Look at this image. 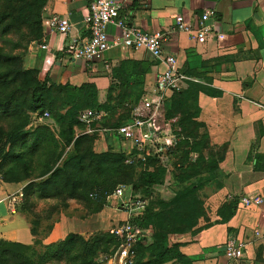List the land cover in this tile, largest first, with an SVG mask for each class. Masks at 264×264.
Instances as JSON below:
<instances>
[{
  "label": "crops",
  "instance_id": "0c3cea01",
  "mask_svg": "<svg viewBox=\"0 0 264 264\" xmlns=\"http://www.w3.org/2000/svg\"><path fill=\"white\" fill-rule=\"evenodd\" d=\"M118 1L123 5L120 17H125L129 25L159 37L163 54L174 57L178 70L192 80L187 87L193 84L208 92H220L217 97L205 93L197 97V122L204 125L200 134L208 138L210 145L225 147L218 165L220 175L213 182L219 185L211 199L215 222L194 236L175 235L172 243L179 245V252L191 264H229L223 247L232 237L245 243L241 259L244 264H264V240L252 237L255 227H264V0ZM90 2L48 0L45 18L55 15L67 19L70 30L62 36L42 29L41 38L28 46L26 70L37 71L41 81L46 78L53 85H90L95 89L98 106L115 97L129 102L140 96L141 101L151 93L164 70V65L147 52L115 48L89 64L71 62L64 53L71 41L89 36L86 16ZM209 10L215 14L210 25L221 34V39L212 36L199 45L187 33L177 30L176 16L193 25ZM107 33L109 39H114L119 29L110 25ZM92 148L95 154L128 151L121 142L116 143L105 134L97 136ZM22 188L21 184L0 181L3 196L17 195ZM254 197H260L262 205H241V199ZM115 201L117 205L104 207L84 219L60 216L42 244L57 243L70 234L108 232L128 221L119 201ZM230 204L235 205L233 217L218 224L219 213H227L225 209ZM8 210L6 204H0V222Z\"/></svg>",
  "mask_w": 264,
  "mask_h": 264
},
{
  "label": "trees",
  "instance_id": "16d2710c",
  "mask_svg": "<svg viewBox=\"0 0 264 264\" xmlns=\"http://www.w3.org/2000/svg\"><path fill=\"white\" fill-rule=\"evenodd\" d=\"M4 2L10 6L15 5L17 2L23 12L22 23L17 24L18 28L24 27L26 31L34 34V38L29 40V43L39 40L48 0H5ZM19 2H21V5ZM26 74L31 75L33 78V84L29 91V109L32 113L40 110L37 117L46 112L50 115L49 113H52L57 107L70 106L64 115V117H68L65 127H63L65 130L62 129V131L56 133L58 139L62 140L64 145L61 147L59 155L53 158L51 167L55 165V170L51 177L38 185L37 188L44 190L47 194L49 193L47 197L50 199L80 202L85 208L89 209L87 215L83 217L84 219L99 213L104 208L101 199H97L95 204L92 199L88 198L90 194L92 195L94 189L99 191L101 196L112 191L118 184V176L124 173L127 174L132 166L142 168L139 178L131 184L132 196L143 201L144 199L139 195L146 197L152 191H160L162 185L172 181L170 188L173 196L162 198L163 202L166 203L164 204L166 211L156 212L153 208L146 206L144 212L133 220V223L142 230L150 228L153 239L149 243H143V239L136 242L129 252L137 254V259L132 264H167L172 262L191 264L179 252V245L170 243L169 237L175 234L195 235L190 233L195 222L191 220L189 213L182 211V208L188 203L191 196L196 195L201 188L213 184L220 175L218 165L225 154V147L210 145L208 138L200 134L204 129V125L197 122L199 114L198 95L205 93L209 97H217L220 92H208L202 86L189 84L185 91L173 94L168 98L165 103V107H168V109L160 114L162 107L156 116H152L153 111L143 107L140 96L129 102L115 97L104 105L98 106L95 89L90 85L80 87L53 85L46 78L41 81L37 71L24 70V75ZM6 75L7 73L0 76L2 88L16 81L15 77L8 79L9 77ZM21 91L20 88L15 87L7 97L0 100V117L14 112L10 110L13 104L15 105L18 102L17 95ZM124 104L128 107L126 105L124 107ZM86 110L102 112L107 117H111L117 111L127 118L132 117L142 121L150 120L156 130L169 131L172 136L180 137V141L167 154L168 158L176 157L178 159V163L174 165L176 167L175 171L173 173L166 171L165 166L158 163L159 160L156 155H153L152 151L147 154L145 164L135 163L132 165H126L124 163L125 157L120 153L115 154L108 151L104 154H95L92 147L97 138L96 134L74 135V127L86 129L85 126L79 125L77 122L78 116ZM4 113L7 114L3 115ZM105 118L101 123L102 128L116 129L120 126L121 120L109 125ZM52 119L56 123H61L60 119L53 116ZM29 121V117L25 116L22 123L16 127H10L8 133L5 130L4 132L8 136L13 135L15 137L28 126ZM40 135L36 137L35 142L38 144H34V149H39L43 147L45 141L44 144L47 145L49 144L48 141L52 140V137L45 140L47 136L43 138ZM51 143L56 145L55 142ZM54 145L53 149L57 150L58 146ZM87 146L89 150L86 151ZM70 148L74 150V156L68 155V159L58 167L64 153ZM202 171L205 172V176H202ZM198 177L202 178L200 183L190 184L182 190H173V182L180 184L184 180ZM34 187L35 185L30 183L25 189L33 190ZM25 196L27 200L31 199V196H36L38 199L42 198L40 194H34L33 191L28 192ZM26 203L27 208H34L29 201H26ZM225 210L227 213L224 209V212L219 213L220 221H217L218 224L226 223L233 217L235 205L230 204V207ZM57 212L52 209L44 218L41 211L38 212L41 219L36 217L33 222L34 227L30 229L33 236L40 231V229L37 231V228L42 227V222L50 221L51 223H49V226L47 225L48 227L41 239L39 241L34 240L37 247L35 245L26 246L18 243L0 242V264H102L108 262L115 252H117V256L122 253L121 240L108 232H100L87 237L70 234L62 241L51 245H43L42 240L50 233L57 220L53 221L54 216L52 214ZM157 224L159 227L154 230ZM146 254L147 260H144ZM124 261L125 258L122 259V262Z\"/></svg>",
  "mask_w": 264,
  "mask_h": 264
},
{
  "label": "rangeland",
  "instance_id": "374dc122",
  "mask_svg": "<svg viewBox=\"0 0 264 264\" xmlns=\"http://www.w3.org/2000/svg\"><path fill=\"white\" fill-rule=\"evenodd\" d=\"M4 1L5 0H0V76L7 73L6 76L9 77L8 79L15 77L16 81L15 83H9L7 87L2 88L0 79V100L7 97V95H9L15 87L20 88L22 91L17 95L18 102H16L15 105L13 104L12 109L10 110L14 112L9 115L4 113L3 115L6 116L0 117V181L3 183L23 185L21 193L24 197L16 200V204H13V209L8 210L5 219L0 222V242L4 241L26 246H36L37 243L35 244L34 240L37 239L39 241L49 226V223H51L50 221L42 222V227L37 228V231L39 229L40 231H38L37 235L33 236L30 233V229L34 227L33 222L36 217L41 219L38 212L41 211V215L44 218L50 210L53 209L58 211L56 214H52V216H54V221L60 216H75L83 219V217L87 215L89 209L85 208V206H83L80 202L50 199L47 197L49 193L47 194L44 190L37 188L38 185H41L49 177H51V174L55 170V165L51 167L53 158L56 155H59L60 149L64 145V142L58 139L56 133L62 131V129L65 130L63 127H65V122L68 117H64V115L70 106L57 107L52 113H49L50 115L46 112L42 116H39L40 118L37 117L40 110L36 113H32L30 111L29 91L33 84V78L29 74L24 75V70H26V68L24 64L22 65V63L25 58V50L28 48L27 45L30 44L29 40L34 38V34L26 31L24 27H20V29L18 28L17 24L22 23L21 17L23 12L20 9V6L17 5V2L15 5L10 6ZM19 4L21 5V2H19ZM186 89L187 87L184 88L183 91ZM125 105L126 104L123 106L125 107ZM165 106L166 105H164L159 112L160 114H162L165 109H168V107L166 108ZM45 114L47 116H44ZM25 116L30 119L28 126H26L15 137L12 135L14 138L12 136H8L6 133H8L10 127L18 126L24 121ZM52 116L56 119H60L61 123H56L55 120L52 119ZM105 119L108 121L109 125L111 123L118 122L119 120H121L120 125H123L130 120V117L127 118L120 112L114 113L111 117L106 116ZM83 134H86V129L74 127V135L79 136ZM38 135L43 138L47 136L45 140L52 137V140L48 141L49 144H44L46 142L45 141L43 143V147L34 149V144H38L35 142ZM51 142H55L56 145ZM53 145L58 146V149L54 150ZM87 149L89 150L88 146L86 151ZM73 151L74 150L70 148L64 153L58 167L63 161L68 159V155L71 157L74 156ZM158 163L165 166L166 171L173 173L176 168L174 165L175 163H178V159L176 157H167L163 160H159ZM141 170L142 168L140 167L132 166L127 174L124 173L123 175L118 176V184L112 191L101 196L99 191L94 189L92 195L90 194L88 198L92 199L95 204L97 203V199H101L104 207H111L114 204L117 205V202L115 201L116 199L113 198V192L120 187L126 192H132L131 184L139 178ZM202 176H205L204 171H202ZM201 180L202 178L198 177L184 180L180 184H175L173 182V190H182L190 184L200 183ZM30 183L35 185L34 189H25V187H27ZM170 184L172 185V181H170ZM218 188V182L201 188L197 194L191 196L188 203L183 206L182 211L189 213L191 220L195 222L194 227L190 232L191 234H198L215 222L213 210L211 209L213 206L211 199L216 194ZM30 191H33V193L37 195L40 194L42 198L38 199L36 196H31V199L27 200L25 195ZM139 197L143 198L146 205L153 208L156 212L166 211L164 208V204L166 203L162 200V198L165 197L160 191H152L146 197H142L140 195ZM26 201H29L34 208H27ZM158 227L159 226L157 224L154 230ZM145 232L148 235L149 243L151 239H153V235L150 233V228L145 229ZM96 233L80 236L87 237L95 235ZM29 235H31V237ZM175 235L169 237L170 243H172V237ZM127 250L129 249L126 248L123 252L121 251L122 253L119 256H117V252H115L108 262H104L102 264L134 263L137 259V254L127 253ZM123 258H125V262H122ZM144 260H147V254L144 256ZM237 264H244V262L239 261Z\"/></svg>",
  "mask_w": 264,
  "mask_h": 264
},
{
  "label": "built area",
  "instance_id": "2783aa9c",
  "mask_svg": "<svg viewBox=\"0 0 264 264\" xmlns=\"http://www.w3.org/2000/svg\"><path fill=\"white\" fill-rule=\"evenodd\" d=\"M122 8L123 5L118 0H91L86 16L89 36L86 39L71 41L64 48V53L71 62L89 64L102 59L107 51L115 48L147 52L153 59L164 65V70L155 80L151 93L141 99L143 107L152 110V116H156L168 98L182 92L192 80L178 70L174 57L163 54L158 36L144 33L129 25L125 17H120ZM214 19V12L209 10L205 11L193 25L187 24L182 16H176L174 21L178 31L187 33L194 43L202 45L212 36L218 40L222 38L221 34L216 32L215 27L210 25V21ZM110 25H115L119 29V35L114 39H109L107 33V27ZM42 28L49 33L66 36L70 25L67 19L53 15L42 21ZM104 117L102 112L86 110L78 116L77 122L85 126L86 134L97 136L105 134L116 143L121 142L127 147L128 151L123 153L126 165L145 164L146 156L151 151L158 160H163L180 141V137L172 136L169 131L156 130L150 120L142 121L132 117L116 129H104L101 127ZM160 192L164 196H173L169 182L160 187ZM22 197V193L5 196L0 194V204H6L8 209L12 210L16 200ZM113 198L119 201L120 209L127 214L129 219L111 227L108 233L121 240L122 252L127 248L129 249L127 253L133 254L129 251L136 242L143 239V243H148L149 240L145 230L133 223V220L144 212L147 205L145 201L133 197L132 192H126L121 187L113 192ZM262 203L263 200L260 197L241 199L243 207H258ZM252 237L254 240H264V227H255ZM244 250L245 243L231 237L224 244L223 256L229 264H237L241 261Z\"/></svg>",
  "mask_w": 264,
  "mask_h": 264
}]
</instances>
